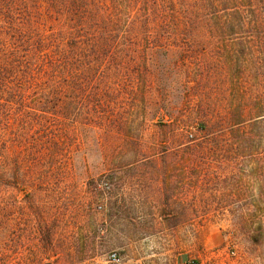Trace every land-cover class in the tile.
Here are the masks:
<instances>
[{
	"label": "trees",
	"instance_id": "trees-1",
	"mask_svg": "<svg viewBox=\"0 0 264 264\" xmlns=\"http://www.w3.org/2000/svg\"><path fill=\"white\" fill-rule=\"evenodd\" d=\"M175 48L193 55L178 66L227 79L207 89L201 140L182 151L200 162L252 161L249 177L264 191V0H0V264L57 263L56 230L39 226L40 243L29 249L28 227L18 228L3 192L68 162L71 127L106 128L107 99L135 95L149 54ZM255 203L262 229L264 197Z\"/></svg>",
	"mask_w": 264,
	"mask_h": 264
},
{
	"label": "rangeland",
	"instance_id": "rangeland-1",
	"mask_svg": "<svg viewBox=\"0 0 264 264\" xmlns=\"http://www.w3.org/2000/svg\"><path fill=\"white\" fill-rule=\"evenodd\" d=\"M149 56L136 94L107 99L114 114L106 128L71 127L63 147L68 162L44 165L42 182L3 192L4 203L15 204L18 228L28 227L27 246L35 251L36 229L46 225L56 230L55 264H113V253L121 264H264L255 203L264 191L249 177L256 165L200 162L182 151L201 140L197 127L213 94L206 92L227 79L178 66L193 56L184 50ZM260 142L264 149V137ZM27 246L19 251L26 255Z\"/></svg>",
	"mask_w": 264,
	"mask_h": 264
},
{
	"label": "built area",
	"instance_id": "built-area-1",
	"mask_svg": "<svg viewBox=\"0 0 264 264\" xmlns=\"http://www.w3.org/2000/svg\"><path fill=\"white\" fill-rule=\"evenodd\" d=\"M109 260L113 264H121L122 259L117 253H113L109 256ZM192 264H215L213 261H205V262H193Z\"/></svg>",
	"mask_w": 264,
	"mask_h": 264
},
{
	"label": "crops",
	"instance_id": "crops-1",
	"mask_svg": "<svg viewBox=\"0 0 264 264\" xmlns=\"http://www.w3.org/2000/svg\"><path fill=\"white\" fill-rule=\"evenodd\" d=\"M178 264H180V263H178Z\"/></svg>",
	"mask_w": 264,
	"mask_h": 264
}]
</instances>
